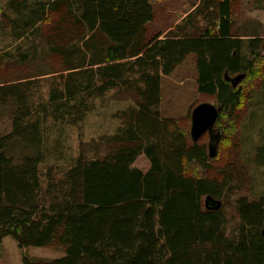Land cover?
I'll list each match as a JSON object with an SVG mask.
<instances>
[{
    "label": "trees",
    "instance_id": "16d2710c",
    "mask_svg": "<svg viewBox=\"0 0 264 264\" xmlns=\"http://www.w3.org/2000/svg\"><path fill=\"white\" fill-rule=\"evenodd\" d=\"M27 1L0 0V16L15 15L17 37L48 25L44 38L58 69L48 97L53 106L74 108L73 121L81 120L84 97L111 89L129 95L134 106L121 113L116 133L91 144L93 157L81 151L62 175L51 168L41 174L42 123L32 120L29 104L37 75L0 76V104H12L11 131L0 136V246L10 236L19 248L62 250L50 259L23 256L22 264H264V196H237L229 231L223 203L246 179L224 121L240 117L242 84L264 64L263 38H248V55L242 52L233 1L219 0L212 8L217 21L203 29L190 31L188 20L164 35L163 28L150 32L154 0ZM189 55L197 92L206 99L198 103L221 106L213 156L207 133L196 141L190 136L198 103L188 123L159 112L161 77ZM225 72L244 76L232 86ZM140 154L149 162L146 171L132 166ZM256 161L264 165V145ZM207 195L221 202L219 209L206 208Z\"/></svg>",
    "mask_w": 264,
    "mask_h": 264
},
{
    "label": "rangeland",
    "instance_id": "374dc122",
    "mask_svg": "<svg viewBox=\"0 0 264 264\" xmlns=\"http://www.w3.org/2000/svg\"><path fill=\"white\" fill-rule=\"evenodd\" d=\"M28 1L34 4V0ZM154 1L156 14L155 20L149 25L150 32L163 28L164 35L168 28L175 29L179 24L185 25L188 20L193 22L189 25V30L192 31L195 25L203 29L217 21L212 15V8L219 0ZM232 1L234 33L243 40L242 52L247 56L248 38L258 36L264 39V9L258 8L263 1ZM7 14L11 19L0 16V76L5 73H11V77L37 75L30 91L29 104L32 120L38 117L42 123L40 128L44 160L39 164V170L41 174H45L51 168L56 176H60L81 151L87 157L95 155L91 144L103 136L116 133L122 124L121 113L133 107L134 100L129 95L119 96L116 89L99 97L85 96L87 107L84 116L81 120L73 121L75 117L69 111L74 112V108L56 107L48 100L58 76V72H52L58 70L56 58L50 55L44 38L48 25L38 23L32 33L17 37L12 31V18L15 15L11 12ZM23 53L28 56L21 61ZM196 77L195 58L192 55L186 57L171 74L161 77V116L180 119L182 122L186 120L188 123L189 109L199 101L206 100L197 92ZM242 85L246 89V99L240 109V117L234 118L233 122L230 119L223 120L226 125L231 126V135L236 143V157L246 178L240 187L234 189L233 195H225L223 198L228 231L235 224L234 201L237 196L244 195L249 200L264 196V165L256 161L259 147L264 145V64L253 78L246 79ZM209 101L215 104V101ZM11 108L12 104H0V136L11 131ZM204 140L207 141L206 136ZM226 142L229 143V138H224L222 144L225 145ZM100 154H103L102 150ZM132 166L146 171L149 162L145 155L140 154ZM61 255L62 250L53 247L19 248L10 236H6L0 246V264H22L23 256L50 259Z\"/></svg>",
    "mask_w": 264,
    "mask_h": 264
},
{
    "label": "water",
    "instance_id": "95a60500",
    "mask_svg": "<svg viewBox=\"0 0 264 264\" xmlns=\"http://www.w3.org/2000/svg\"><path fill=\"white\" fill-rule=\"evenodd\" d=\"M244 74L239 73L234 76H229L227 72L224 78L228 80L232 86H236L243 78ZM221 110L220 105L211 102H200L195 105L190 113L191 125L190 136L193 141H196L201 135L207 133L209 136L208 154L213 156L216 152L217 142L220 137V129L214 127L218 112ZM207 209H219L221 202L207 195L204 200ZM261 235L264 238V228L261 230Z\"/></svg>",
    "mask_w": 264,
    "mask_h": 264
}]
</instances>
